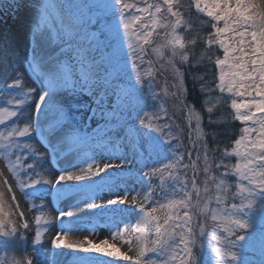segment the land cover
<instances>
[{"label":"snow or ice","instance_id":"snow-or-ice-1","mask_svg":"<svg viewBox=\"0 0 264 264\" xmlns=\"http://www.w3.org/2000/svg\"><path fill=\"white\" fill-rule=\"evenodd\" d=\"M23 7L24 0H10L6 10L19 12ZM34 8L29 29L33 46L30 57H24L26 68L22 66L0 79V94L11 97L7 102L15 106V110L0 107V125L11 118L23 122L22 126L0 131V155L23 197L44 199L50 195L55 203L75 195L79 198L77 204H85L84 213L99 212L96 220L115 229L110 232L111 238L124 241L129 251L134 247L135 255L122 252L107 239L99 244L87 239L72 242L67 240L66 232L56 233L50 240L51 248L45 249L42 221H49L41 205V214L34 217L33 250L16 259L10 254L26 250L25 233L31 225L24 211H19L18 220H13L0 203V253H4L0 264H59L45 257V252L52 249L70 250V264L99 262L94 256L79 254L110 258V264H208L201 256L206 245L212 253L211 264H257L249 255L257 248L258 264H264V2L73 0L62 5L54 0H39ZM58 9H63L65 15H60ZM54 18L59 21L58 30L52 28ZM45 31L51 33L53 43L66 42L67 47L61 51H72L78 71L67 61H57L51 69L42 70L35 41ZM149 48L160 70L170 69L175 77V83H166L162 92L165 97L176 98L177 110L186 111L188 143L196 152L191 163H184V152L179 151L184 129L176 125L178 131L173 132L169 123H160L168 111L163 103L156 104L160 101L154 86L157 69L152 59H146ZM178 62L204 68V74L194 75L193 80L199 82L200 93L207 94L203 107L209 125L227 123L229 118L244 125L230 150L227 146L221 149L218 143L209 148L202 112L187 100L185 76ZM26 71L39 81L38 88L27 84ZM208 75L212 80L206 79ZM60 93L70 99L61 101ZM77 96H86L94 105L89 120L99 116L105 121L91 134L74 123L79 119L75 113L88 107L75 100ZM149 98L158 111H144ZM221 107L231 110L228 116L213 119ZM120 131L122 135H109ZM33 135L46 146V153L33 145ZM211 135L217 142L218 134ZM125 141L134 149L131 159L120 147ZM97 149L105 153L108 162L101 165L96 161ZM210 151L220 152L214 168L223 171H213L216 158L210 159ZM201 152L202 188L197 181ZM68 153H75L86 167H79L78 172L62 168L54 180L45 178V159L58 161ZM188 155L191 160V152ZM25 156L32 163H27ZM233 156L234 164L225 162V158ZM157 158L162 160L154 166ZM130 163L139 168L123 171ZM189 168L191 188L187 172L179 174L181 169ZM230 176L236 178L234 190ZM125 177H135L148 187L130 195L133 190L125 185ZM153 178L159 180L155 187ZM4 183L7 185L8 180ZM121 188L123 195L119 194ZM157 188L163 201L153 204ZM8 191H12L11 186ZM104 191L114 195L106 203H96ZM213 202L215 207L211 206ZM129 203L131 207L126 206ZM57 211L54 219L60 225H64L65 217L81 218L63 208ZM197 217L211 221V226ZM90 230L95 231V224Z\"/></svg>","mask_w":264,"mask_h":264},{"label":"rangeland","instance_id":"rangeland-1","mask_svg":"<svg viewBox=\"0 0 264 264\" xmlns=\"http://www.w3.org/2000/svg\"><path fill=\"white\" fill-rule=\"evenodd\" d=\"M262 1L264 2V0H262ZM54 2L57 4L63 5V4L73 2V0H54ZM90 2H95V0H90ZM9 3H10V0H4V5H0V26L8 25V28H9V27H12L11 26L12 24L16 25L25 19H27L26 21L28 22V24L33 23L34 16H35L34 6L37 3H39V0H24V7L19 12H13L11 10H6V6ZM57 11L60 15H65V11L63 9H58ZM130 11H132V10H130ZM51 23H52L53 29H57V30L59 29V21L57 19L54 18ZM160 31H162V30H160ZM44 35H45V38L47 39L48 42L50 41L51 43H53L51 40V33L49 31H45ZM158 42L159 41L157 40V43ZM57 43L67 47V44L64 41H58V42H55L53 44H57ZM124 47H125V51H127L126 45ZM150 51L151 50L149 48L148 49L149 56H147L146 59H152V56L150 55ZM58 61H67L69 66L74 71H78V65H77V63L73 57V53L71 50L64 51V53L60 56ZM153 66H154V68L156 67L155 64H153ZM144 67H147V65H144ZM160 89H161V92L159 91V89L158 90L156 89V91L160 94V97H164L165 101H167V99H171L170 97H165L163 95V92H162L163 88H160ZM1 95L2 94H0V97H1ZM60 95L62 97L68 98V95L66 93H60ZM75 100H77L78 102L83 103L85 105L88 104V107H85L84 109L80 110V112H77L75 114L77 117H79L78 120L74 121V123L77 127H79L81 130L87 131L88 133L91 134L93 129H96L99 125H103L105 123V121L102 118H100L99 116L93 117L91 120H89V116L91 114V108L94 107V105L91 104L90 100L86 96H77V97H75ZM7 101H8V99H2V101L0 102V107H9L10 109L15 110V106L8 104ZM156 104L159 105L160 102L158 101V102H156ZM167 104H168V102H167ZM144 111H148V112L158 111V107L154 106L153 101H151V99L149 98L147 103L144 105ZM172 114H173V112H172ZM173 116L175 118V115H173ZM184 118L186 121L185 124L188 127V121L186 119V113L184 114ZM12 120H13V118H11L9 121H6L4 125H0V131L6 132V130L8 128H11L12 127V125H11ZM22 123H20L19 125H13V126H22ZM135 123L137 124V126H139L138 121H135ZM160 123H161V121H160ZM192 127H193V124H192ZM121 132L122 131H120L118 133H109V135L116 136V135H119ZM187 136H188V132H187ZM98 138L103 139V137H98ZM18 139L21 142H24V140H25V138H18ZM187 143H188V141H187ZM36 145H37V143H36ZM120 147L125 152V154L131 159L129 150L125 146V143H123ZM188 148H190V152H191V161L195 160L196 152L191 149V145L189 143H188ZM39 149H40V145H39L38 150ZM41 152L46 153L47 150L45 151L42 148ZM67 155L69 156V162L70 163L80 164V166L86 167V164L82 163L81 160L77 157V155L75 153H68ZM168 155L170 157V154H168ZM11 159L14 160L15 156H11ZM188 159H189V155H188ZM234 159L236 160L235 157H234ZM161 160H162V158H157V163L154 166H159V163L161 162ZM25 161L27 163H32V160L27 159L26 156H25ZM45 161L47 162V164L49 162L50 166L53 169H56V167H58V165H59V161H52L50 157L46 158ZM96 161L102 165L104 162H108V157L105 155V153L102 150L97 149L96 150ZM191 161L189 159V163H191ZM112 162L117 163V164L119 163V161H116V160H114ZM162 162H167V161L163 160ZM52 164H54L56 167H53ZM128 168L138 169L139 166L135 163H130L129 165L125 166L123 171H127ZM117 170L119 171L120 169H117ZM190 174L192 175V170H191ZM43 175L45 176V178L53 179V180L57 176V174H54L52 172H44ZM135 180H137L135 177H125L124 183L128 189H131L130 186ZM235 180H236V178L232 177L233 186H234ZM168 183L170 185L171 181H169ZM158 184H159V180L157 178H153L152 179V186L155 187ZM46 187H50V185L46 186ZM147 187H148V184L144 183L142 185V191L146 190ZM156 191H157V196L154 198V201L152 202L153 204H155V202H157V201H160V202L163 201V196H162V193L160 192V189L157 188ZM119 194L120 195L124 194L123 188H121L119 190ZM132 194H133V192L131 191L130 195H132ZM113 195L114 194H110L109 192L104 191L103 193L100 194V197H99V199H97L96 203H101V204L106 203L107 199ZM193 196H195V194H193ZM64 198H65L64 200L66 202H73L75 205H77L79 214H81V216L85 215V217H86V218L83 217L84 219L80 218V221H78V229L79 230H78V233L75 237L76 242H83L85 239H87V240H91L93 243L99 244L102 239H107L110 244H116V246L122 252H124L128 255H133V256L135 255V252L129 251V246L127 244H125L124 241L119 240V239L113 240L111 238L110 232L115 231V229L111 225H109L103 221H97L96 220V218L100 215L99 212L85 214L84 213L85 204L83 202L77 204V200L79 199L78 197H76L75 195H72V196L64 197ZM36 199H37L36 204L38 206V210H36V212L30 216L29 222L34 226V230H35L34 217L36 215L41 214V207L40 206L44 205L45 207L43 208V213H44L45 219H47L49 221V223L44 224L42 221V227L46 229V233H45V236L43 237L42 243L48 249V246L51 245L50 240L52 237H54L55 232L57 230V227L60 225L54 219L55 218V212L57 214L58 211L54 208L53 204L51 203V196L50 195H45L44 199H40L38 197ZM234 202H238V201H234ZM32 206H33V204H32ZM126 206L131 207V204L129 203ZM145 206L148 207L150 205H145ZM131 215H132V217L130 219L132 221L133 217L135 216V213H132ZM92 224H95V231L90 230V226ZM120 227L123 228L124 225L121 224ZM34 230H33V233H34ZM33 233L27 236V243L32 244ZM23 253H24V251L12 253L11 255H15V257H19ZM0 255H4V253H0ZM79 255H91V256H94L97 259H99L98 264H110V262L108 261L110 258L100 257L97 254H79ZM149 255L154 256V254H149ZM249 255L252 257L253 260L257 261V264H258V261L260 259L258 248L255 251L250 252ZM156 258L161 259L162 257H156ZM118 264H123V262H118Z\"/></svg>","mask_w":264,"mask_h":264},{"label":"bare ground","instance_id":"bare-ground-1","mask_svg":"<svg viewBox=\"0 0 264 264\" xmlns=\"http://www.w3.org/2000/svg\"><path fill=\"white\" fill-rule=\"evenodd\" d=\"M254 2L260 5L262 4L263 1L254 0ZM26 20L27 19L22 20V22L16 25L12 24L11 25L12 27L9 28L8 25L0 26V79H3L8 74L13 73L14 70L20 69L22 66L26 68V64L24 63V57L26 55L30 57L31 48L33 46L29 33V29H30L29 25H31L32 23L28 24ZM35 43L37 46V54L42 60V70L51 69L59 60L60 56L64 53V51H61V49L66 48V46H63L61 44L58 43L53 44L50 41L48 42L47 39L45 38V35L43 37L38 35L36 37ZM25 80L28 85L37 88L39 87V81L30 72L27 71L25 72ZM8 82L11 83L10 80ZM14 94L15 93H13V95ZM10 98L11 97H6L4 95H1L0 102L2 101V99H10ZM58 99L67 102L70 98L69 97L65 98L62 97L60 94H58ZM77 112H80V110ZM20 123H22V120L18 121L16 120V118H13L11 125L13 127V125H19ZM122 134L123 133L121 132L119 135ZM31 142L33 143L34 146L38 148L40 145V149H39L40 152L42 148L45 151L47 150L46 146L43 143H41L39 138L36 137L35 135H33ZM125 146L128 148L130 156L132 157L134 149L132 148L131 144L125 141ZM2 151L3 150L0 149V152ZM58 161H59V165L56 169H53L50 166L49 162L47 164V162L44 161V167L47 169V172H52L54 174L59 175V170L62 168H67L70 171L78 172L79 167H82L80 166V164H77L78 167L76 168L70 167L72 163L69 162L68 155L59 157ZM5 179L8 180L7 185L4 183ZM68 183H73V182H68ZM9 186H11L12 188L11 192L8 191ZM130 188L133 190L132 195H136L137 192H142V184L137 180H135L131 184ZM0 194H2L0 195V203H2L4 210L11 214V218L13 220H18L19 211H24L25 216L27 217L28 220H30V216L33 215L36 212V210H38V206L36 204V200H37L36 198H25L23 197L22 193H20L18 187L15 184L14 178L7 170V164L4 161L2 155H0ZM13 196L16 197L15 201H13L12 199ZM64 199L65 198L54 203L51 197V203L53 204L56 210L58 208H63L65 212L73 211L74 213L78 214L82 219L86 218L85 215L81 216V214H79L77 205H75L73 202H66ZM57 215L58 213L56 214L55 212V217ZM135 219L136 217L134 216L132 219L133 223L135 222ZM64 220H65L64 225H59L57 227L55 235L58 232H66L67 240L76 242L75 237L79 230L78 221H80V218L78 219L76 216H74L71 219L65 217ZM30 225L31 227L29 231L25 233L26 236L33 233L34 226L31 223ZM33 247L34 246L32 244L27 243L26 250L24 251L25 254L23 253L21 256L15 258L22 259L24 255L30 253L33 250ZM44 248L47 249L46 246H44ZM48 248H51V245H49ZM131 251L135 252V248L133 247ZM45 257H51L52 260L58 261L59 264H70L71 261L70 250L67 249H52L51 252H45Z\"/></svg>","mask_w":264,"mask_h":264},{"label":"trees","instance_id":"trees-1","mask_svg":"<svg viewBox=\"0 0 264 264\" xmlns=\"http://www.w3.org/2000/svg\"><path fill=\"white\" fill-rule=\"evenodd\" d=\"M199 51H200V48L198 46L196 49L197 54L199 53ZM152 59L154 61L156 68L161 73V74L159 72L156 73V77L154 80V86L156 87L157 90L159 89V91L161 92L160 88H163L167 81H169L171 83H175V77H174V75L170 69L167 72L160 70L159 62L156 61V58L154 56H152ZM177 67L181 68V71L184 73V76H185V84L187 87V100H188V102L193 103L194 106L196 107V109L198 111L202 112V115H203L202 127L204 128L205 132L208 133V135L206 136V139L209 143V148L212 149V148L216 147L217 143H218L219 147L221 149L223 147L227 146L230 150L231 145H232V141H234V139L238 137L239 129L243 126L231 118H229L227 123H221L219 125H209L208 124V114L206 112V109L203 107V100L206 98L207 94H201L199 91V82L193 80L194 75H203L204 74V68L203 67H196L194 64H189V63L180 64L179 62L177 63ZM206 79L212 80V76L208 75L206 77ZM169 97L171 99H167V101H165L164 97H160L159 102L163 103L164 107L168 111V115L164 118V120L161 121V123H164L165 121L167 123H169L172 126L173 132L178 131V129L176 128V125H180L181 128L184 129V131L181 133L180 142L182 143V147L179 149V151L184 152V163H189V159H188L189 148H188V143H187V141H188V136H187L188 127L185 124L186 123L185 118H184L185 110H183V109L177 110L175 105L178 104V102L176 101L175 98H173L171 96H169ZM167 102H168V104H167ZM171 111L173 112V114ZM230 111L231 110L229 108L221 107L217 111L214 112L213 119L219 118L220 116H228V113ZM173 115H175V118ZM194 126H195V123L193 122V127ZM213 132L218 134L217 135V142H213V140H212L211 133H213ZM174 143H176V141H174ZM202 156H203V153L201 152V160L197 161L198 168L200 169L199 174L197 176V181H198V186H200L201 188L203 187V179H204V174L202 171V169H203ZM219 156H220V152L212 153L210 151V159L212 157L216 158L213 160V171L214 172L223 171V168H221L219 170H216L214 168V164L216 162H219ZM235 161L236 160L234 158H230V157L225 158V162H227V163L234 164ZM185 171L187 172V178L189 181V188H191V178H192V176L190 174L191 169L190 168L188 170L181 169L179 174L183 176ZM229 180H230V182H232V176L229 177ZM233 190H234V186H233ZM202 195H203V193H202ZM211 206L215 207L214 202ZM197 219H198V221L206 222L209 226H211V221H208L206 218L197 217ZM197 231H198V229H197ZM201 256L203 259H206L208 261V264H211L212 253H211L210 249L207 247V245L205 246V248L203 250H201Z\"/></svg>","mask_w":264,"mask_h":264}]
</instances>
